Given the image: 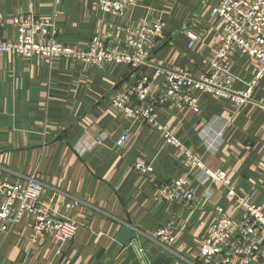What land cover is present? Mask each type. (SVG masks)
Returning a JSON list of instances; mask_svg holds the SVG:
<instances>
[{
	"label": "crops",
	"instance_id": "1",
	"mask_svg": "<svg viewBox=\"0 0 264 264\" xmlns=\"http://www.w3.org/2000/svg\"><path fill=\"white\" fill-rule=\"evenodd\" d=\"M219 1L137 0L120 19L103 15L93 0H0V22L6 39L16 36L15 17L33 15L52 19L63 44L85 45L100 34L124 48L123 28L137 27L142 17L159 19L170 27L150 54L145 74L156 65L198 74L219 44L221 22L210 17ZM187 33L199 37L192 47ZM255 69L246 57L232 55L230 71L240 79L235 88L243 89ZM129 75L116 65L93 68L62 60L46 67L36 58L0 55V176L36 177L44 185L43 199L56 201L61 213L76 200L69 216L79 225L75 238L56 255V242L34 237L32 217L25 216L10 232L0 233V264H204L199 248L216 220L214 208L239 221L224 187L209 185L201 173L183 167L159 131L113 107L112 97L130 82ZM155 94L162 95L160 86ZM198 98L197 111L171 114L159 108V123L208 168L226 171L235 193L249 195L264 211V79L244 105L207 93ZM126 130L131 138L120 148L116 141ZM137 159L150 163L153 173L137 174L132 168ZM180 177L198 199L193 211L156 199L157 184ZM124 226L134 235L127 248L116 242ZM164 227L174 237L171 244L155 237ZM242 258L227 264H240Z\"/></svg>",
	"mask_w": 264,
	"mask_h": 264
},
{
	"label": "built area",
	"instance_id": "2",
	"mask_svg": "<svg viewBox=\"0 0 264 264\" xmlns=\"http://www.w3.org/2000/svg\"><path fill=\"white\" fill-rule=\"evenodd\" d=\"M61 0H54L55 4ZM103 15L125 18L137 0H93ZM211 18L221 22L219 44L215 55L207 62V68L198 74L174 70L156 65L151 75L140 72L149 67L150 54L157 47L159 38L168 26L161 20L142 17L137 27H125L124 48L110 40V35L96 34L85 45H66L56 37L54 21L50 18L15 17L14 39H6L0 22V55H12L21 60L36 58L46 67L57 61L82 63L93 68L122 66L130 73V82L124 84L112 97L113 107L130 121L159 131L164 145L175 149L180 164L196 170L209 185L226 189L228 197L234 199L239 212V221L220 206L214 208L216 220L209 234L200 245L199 260L209 264L217 259L229 263L232 257H243L240 264H264V211L251 202L249 195H238L223 169L212 170L191 149L163 124L159 123L157 110L165 109L171 114L192 112L199 109V95L212 94L236 106L252 101L254 89L264 79V0H220L210 11ZM122 29V28H120ZM189 47L199 40L197 35L187 33ZM240 54L255 64L253 77L244 82L243 89H236V78L230 71L232 55ZM156 86L162 95H156ZM221 133H218L220 137ZM131 134L124 131L116 145L124 147ZM133 170L146 176L153 173L152 165L137 159ZM44 185L31 176L21 180H10L0 176V233L7 234L25 216L32 217L31 229L34 237L49 236L61 247L71 242L79 229L78 223L69 214L78 207L71 199L58 211L56 201L43 199ZM156 199L163 203H175L193 211L198 203L195 193L186 189V178L180 177L155 186ZM155 237L164 244L173 243L174 237L168 228H160ZM138 256L142 257L141 249Z\"/></svg>",
	"mask_w": 264,
	"mask_h": 264
},
{
	"label": "water",
	"instance_id": "3",
	"mask_svg": "<svg viewBox=\"0 0 264 264\" xmlns=\"http://www.w3.org/2000/svg\"><path fill=\"white\" fill-rule=\"evenodd\" d=\"M145 71V67H142L140 69V72H144ZM130 78V76L126 79L128 80ZM134 235L131 231V229L127 226H124L120 229L117 237H116V242L118 244H120L121 246L127 248L130 245V242L133 240Z\"/></svg>",
	"mask_w": 264,
	"mask_h": 264
},
{
	"label": "rangeland",
	"instance_id": "4",
	"mask_svg": "<svg viewBox=\"0 0 264 264\" xmlns=\"http://www.w3.org/2000/svg\"><path fill=\"white\" fill-rule=\"evenodd\" d=\"M168 27H170L169 25H168ZM176 28H174V30H175Z\"/></svg>",
	"mask_w": 264,
	"mask_h": 264
}]
</instances>
